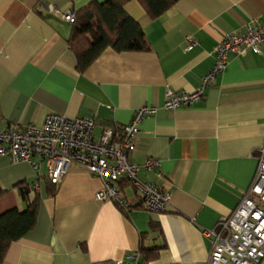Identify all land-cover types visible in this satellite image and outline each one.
Instances as JSON below:
<instances>
[{"label":"crops","instance_id":"1","mask_svg":"<svg viewBox=\"0 0 264 264\" xmlns=\"http://www.w3.org/2000/svg\"><path fill=\"white\" fill-rule=\"evenodd\" d=\"M105 1L0 0V130L41 128L56 114L92 120L97 141L103 130L127 125L135 110L155 107L139 123L129 162H160L138 179L166 190L170 205L164 213L142 211L122 180L117 185L134 205L125 214L114 202L93 200L101 181L77 164L52 188L39 159L37 171L0 159V213L23 212L19 190L39 180L34 229L10 245L3 264H115L134 252L142 264H207L212 242L202 232L227 218L250 187L264 143V54L231 55L202 100L174 111L163 105L167 91L199 86L226 36L264 26V0H180L156 19L132 0L124 9L149 49L108 48L79 73L67 42L72 25L62 16Z\"/></svg>","mask_w":264,"mask_h":264},{"label":"built area","instance_id":"2","mask_svg":"<svg viewBox=\"0 0 264 264\" xmlns=\"http://www.w3.org/2000/svg\"><path fill=\"white\" fill-rule=\"evenodd\" d=\"M75 16L76 12L69 11L62 17L72 25ZM188 42L190 51L195 44L190 39ZM263 45L264 26L259 24L249 27L246 33L229 34L214 47L213 68L199 86L190 92L167 91L163 110L186 108L202 100L215 76L226 69L231 55L264 54ZM156 111L155 107L148 106L135 110L127 125L118 130H103L97 141L92 139L94 122L80 117L49 114L41 128L9 124L0 130V159H8L13 164L25 163L36 171L39 159L46 167L47 180L54 186L60 183L71 164H77L101 181L93 200L114 202L127 214L134 205L117 185L123 180L133 189L142 211L164 213L170 205V194L140 181L137 174L140 170H158L160 162L152 158L143 160L140 166L129 162V155L136 149L139 123L154 116ZM255 157L257 167L241 202L215 229L202 232L212 242L207 264H260L264 258V143ZM29 187L36 192L39 180ZM140 259V253L134 252L116 260L115 264H142Z\"/></svg>","mask_w":264,"mask_h":264},{"label":"trees","instance_id":"3","mask_svg":"<svg viewBox=\"0 0 264 264\" xmlns=\"http://www.w3.org/2000/svg\"><path fill=\"white\" fill-rule=\"evenodd\" d=\"M130 1L132 0H107L97 4L93 2L76 12V20L67 42L76 58L75 66L79 73H84L101 52L108 48L118 53L146 52L149 49L142 27L124 9ZM178 1L180 0H137L151 19L160 17ZM48 183L50 187H56L49 181ZM29 186L19 190L22 201L27 205L23 212L11 208L0 213V264H3L10 245L21 240L36 224L37 198ZM50 193L54 194V189ZM3 196L4 192L0 190V199ZM147 253L155 255L153 251Z\"/></svg>","mask_w":264,"mask_h":264}]
</instances>
